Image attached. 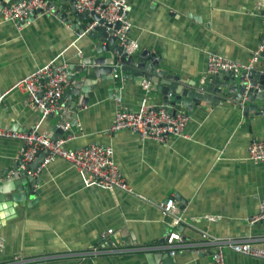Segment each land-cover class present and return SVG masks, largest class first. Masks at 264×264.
<instances>
[{"label": "crops", "instance_id": "0c3cea01", "mask_svg": "<svg viewBox=\"0 0 264 264\" xmlns=\"http://www.w3.org/2000/svg\"><path fill=\"white\" fill-rule=\"evenodd\" d=\"M259 1L128 0L129 37L139 45L135 57L145 51L155 54L159 70L180 78L182 84L208 80L212 54L264 71V54L251 62L262 41ZM55 5L58 17L45 15L21 29L0 16V94L5 95L0 101V128L38 129L57 139L61 137L56 127L65 122L63 138L74 137L68 148L112 147L124 178L145 200L119 190L86 187L80 172L56 159L35 177L40 182L36 196L27 199L31 207L0 194V240L5 243L0 264L19 259L25 264H212L211 240L263 237L264 223L251 225L249 218L259 213L264 200V163L252 162L247 148L252 140L264 139V115L245 117L231 103L202 104L191 114L188 107L184 111L174 107L173 112L190 118L187 139L163 145L143 142L130 131L109 134L117 99L132 112L144 101L162 105L152 84L147 91L143 87L147 81L125 79L122 73L106 82L93 73L87 76L93 85L86 94L88 104L76 112L68 106L82 103L83 96L65 97L66 115L44 118L29 107L25 92L13 89L18 81L53 61L67 64L80 81L85 75L79 77L74 68L94 56L100 44L91 35L81 36L82 26L93 19L72 15V0H56ZM20 149V141L0 138V181L24 171ZM171 198L181 218L177 230L174 217L165 216L160 208ZM173 231L182 242L172 256L167 237ZM107 239L113 246L104 247ZM225 256L228 264H264L230 250Z\"/></svg>", "mask_w": 264, "mask_h": 264}, {"label": "built area", "instance_id": "2783aa9c", "mask_svg": "<svg viewBox=\"0 0 264 264\" xmlns=\"http://www.w3.org/2000/svg\"><path fill=\"white\" fill-rule=\"evenodd\" d=\"M55 1L0 0V16L3 21L14 22L21 29L45 15L58 17L60 10L56 8ZM74 2V9L77 13L87 15L90 19L95 15L101 21L99 23V21L92 20L81 36L92 35L96 28L102 27L107 35L113 37L116 43L123 48L127 57L135 56L139 45L131 41L129 37L132 23L129 16L128 0H74ZM259 10L262 15V41L251 59L252 63H256L259 57L264 54V0L259 1ZM252 69V64H240L225 56L212 54L208 60L206 73L208 76H213L220 72H232L239 76ZM72 83L68 65L53 61L41 65L34 73L18 81L13 89L24 91L29 107L34 111L41 112L42 117L48 118L64 111L63 96ZM143 87L150 91L151 83L146 82ZM4 97L5 95L0 94V101ZM117 104L119 108L114 122L108 130L109 134L130 131L143 142L152 140L163 145H167L173 139L189 138L186 134V127L190 118L184 112H169L163 106L152 105L149 101H144L136 112L124 109L121 99H117ZM0 138L20 141V162L24 171L40 155H45L42 164L32 174L33 178L39 177L56 159H61L80 172L86 187L96 186L110 191L119 190L145 200L135 193L124 178L116 163L112 147L93 144L85 148L70 149L67 144L74 137L54 139L48 133H40L38 129L27 132L0 128ZM247 153L252 162L264 163V139L252 140L247 148ZM34 188H37V183ZM160 208L165 216L174 217L173 226L174 230H177L181 225V218L177 215L178 208L175 199L171 198L165 201L160 205ZM249 223L251 225L264 223V200L260 203L259 213L250 217ZM108 234H113V230H109ZM106 241L104 247L113 246V243L108 239ZM181 242V235L177 231H173L167 237V249L172 256L175 255V249ZM210 243L215 248L212 264H228L225 256L226 250L264 261V236L248 237L242 240L215 239ZM4 249L5 243L0 240V253ZM196 252L199 253L201 250L197 249ZM25 263L27 261L21 259L13 260V264Z\"/></svg>", "mask_w": 264, "mask_h": 264}, {"label": "water", "instance_id": "95a60500", "mask_svg": "<svg viewBox=\"0 0 264 264\" xmlns=\"http://www.w3.org/2000/svg\"><path fill=\"white\" fill-rule=\"evenodd\" d=\"M72 3L75 4L74 0ZM75 13L78 17H87V15L77 13L74 9L72 15ZM92 19L99 21L95 15L92 16ZM86 28L87 26H82V34L85 33ZM91 36L100 42L94 50V53H97L84 60L78 68H74L79 77L85 75L80 81L76 77L75 79L70 71V78L74 85L63 96L62 101L65 97L71 98L72 95L80 98L83 96L82 103H72L68 106L71 111L76 112L88 104L86 94L92 90L93 85L86 78L87 76H91L93 73L97 79L106 82L109 76V79H112L113 74L122 73L125 79L131 78L137 82H150L153 85L152 89L157 92V101H160L161 106L169 112H172L174 107L178 111H184V108L188 107L191 114L194 107H201L202 104L210 107L213 103H231L238 107L245 117L252 118L253 116L264 115V71L254 69L239 76L232 72H220L210 76L208 80L201 81V83L182 84L180 78L159 70V60L155 54L145 51L137 56L138 59L135 56L127 57L123 48L116 43L113 37L108 36L102 27L96 28ZM105 52L110 54L109 58L97 57ZM89 81L91 84L88 83ZM65 111L59 114L66 115ZM66 128L65 122H60L56 127L57 134L61 138H63ZM44 158L45 155L42 154L39 160L26 168V171H21L19 174L11 173L1 180L0 194L5 195V197L11 196L10 200L16 205L31 207V203L27 202V199L36 196L34 187L38 181L40 182V178L35 179L32 174L42 164ZM20 165L22 166L21 162ZM27 182L31 185L28 186ZM127 243V245L132 246V243ZM165 256L170 263H173L168 255Z\"/></svg>", "mask_w": 264, "mask_h": 264}]
</instances>
